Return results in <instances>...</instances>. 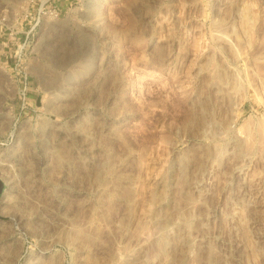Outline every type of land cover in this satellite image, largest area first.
I'll list each match as a JSON object with an SVG mask.
<instances>
[{"label":"rangeland","instance_id":"rangeland-1","mask_svg":"<svg viewBox=\"0 0 264 264\" xmlns=\"http://www.w3.org/2000/svg\"><path fill=\"white\" fill-rule=\"evenodd\" d=\"M0 179V264H264V0H0Z\"/></svg>","mask_w":264,"mask_h":264},{"label":"built area","instance_id":"built-area-1","mask_svg":"<svg viewBox=\"0 0 264 264\" xmlns=\"http://www.w3.org/2000/svg\"><path fill=\"white\" fill-rule=\"evenodd\" d=\"M50 12H51V14L54 15V16H58L59 13H60V11H59L58 8L51 9ZM3 43L7 44L6 41H3Z\"/></svg>","mask_w":264,"mask_h":264},{"label":"water","instance_id":"water-1","mask_svg":"<svg viewBox=\"0 0 264 264\" xmlns=\"http://www.w3.org/2000/svg\"><path fill=\"white\" fill-rule=\"evenodd\" d=\"M4 189V182L0 179V193L3 191Z\"/></svg>","mask_w":264,"mask_h":264},{"label":"bare ground","instance_id":"bare-ground-1","mask_svg":"<svg viewBox=\"0 0 264 264\" xmlns=\"http://www.w3.org/2000/svg\"><path fill=\"white\" fill-rule=\"evenodd\" d=\"M245 19H246V18H245ZM245 19H244V23L246 24V23H248V20H247V19L245 20ZM249 21H250V20H249Z\"/></svg>","mask_w":264,"mask_h":264}]
</instances>
